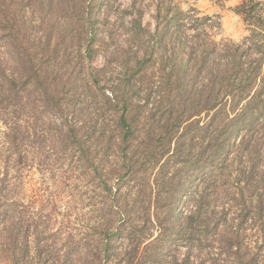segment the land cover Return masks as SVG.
<instances>
[{
  "label": "trees",
  "instance_id": "obj_1",
  "mask_svg": "<svg viewBox=\"0 0 264 264\" xmlns=\"http://www.w3.org/2000/svg\"><path fill=\"white\" fill-rule=\"evenodd\" d=\"M119 1L0 0L8 13L28 9L37 18L41 49L84 43L91 56L110 43L112 126L87 113L77 127L70 119L82 112L72 107L60 131L68 139L93 135L104 148L112 141L123 156L113 171L128 174L110 189L120 223L105 230L101 252L155 248L152 264H264V2L234 9L247 18V35L233 41L216 38V17L184 10L177 0ZM20 98L12 88L0 93L9 149L16 129L3 118ZM5 210L1 205L0 220ZM249 216L260 246L253 254L243 247ZM14 232L1 254L26 264L27 244L18 245ZM213 249L224 260L210 259ZM38 253L40 264H67L68 252L62 261Z\"/></svg>",
  "mask_w": 264,
  "mask_h": 264
},
{
  "label": "rangeland",
  "instance_id": "obj_2",
  "mask_svg": "<svg viewBox=\"0 0 264 264\" xmlns=\"http://www.w3.org/2000/svg\"><path fill=\"white\" fill-rule=\"evenodd\" d=\"M223 1L214 0V4L224 7ZM180 3L184 10L198 11L193 6L196 2L191 6ZM145 5L148 7L143 19L147 22L152 10L149 3ZM107 13L103 26L110 30V10ZM211 17L221 20L214 14ZM241 20L246 25L247 18L241 16ZM38 25L28 9L14 14L0 5V93L12 88L23 96L11 103L3 118L16 129V146L8 148V131L0 124V206H6L4 219L0 220V264H13L1 254L12 229L17 235L16 243L27 244L26 264H40L38 252L57 261L64 260L68 252L67 264H152L155 248H141L136 254L127 247L118 252H101L107 237L105 230L111 231L120 223L112 210L110 192L125 173L124 168L113 171L123 157L119 150L112 141L104 148L96 137L79 130L82 136L75 139L60 132L61 117L72 114V107L82 112L70 119L77 127L88 121L87 113L93 121L103 122L109 129L112 126L110 43L104 46V52L91 56L83 51L84 43H52L42 51ZM216 38L222 39V35L219 33ZM152 175L149 173L148 177ZM249 217L244 225L247 231L243 247L253 254L260 246L253 231L254 218ZM113 241L121 247L117 238ZM216 258L224 260L213 249L210 259Z\"/></svg>",
  "mask_w": 264,
  "mask_h": 264
},
{
  "label": "crops",
  "instance_id": "obj_3",
  "mask_svg": "<svg viewBox=\"0 0 264 264\" xmlns=\"http://www.w3.org/2000/svg\"><path fill=\"white\" fill-rule=\"evenodd\" d=\"M188 5L196 2V7L200 15L220 16L221 28L219 30L222 38L238 41L247 35V26L242 23L241 16L233 14V9L241 5L245 0H224V7L216 6L214 0H177ZM264 2V0H254ZM244 18V17H243ZM245 19V18H244ZM234 21V22H233ZM246 22V21H245Z\"/></svg>",
  "mask_w": 264,
  "mask_h": 264
}]
</instances>
